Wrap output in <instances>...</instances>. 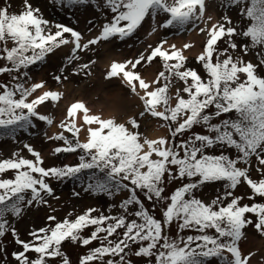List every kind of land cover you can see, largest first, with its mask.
Masks as SVG:
<instances>
[{"label": "rangeland", "instance_id": "1", "mask_svg": "<svg viewBox=\"0 0 264 264\" xmlns=\"http://www.w3.org/2000/svg\"><path fill=\"white\" fill-rule=\"evenodd\" d=\"M210 1L218 15V32L211 37L201 29L203 55L190 56L188 44L190 57L184 58L175 49L165 51L164 44L169 29L196 24L200 9L190 8V0H93L90 8L97 7L95 18L88 12H84L87 16L79 14L86 7L77 8L75 0H0V32L8 23L19 32L14 40L0 37V125L10 124L19 110L21 118L32 115L14 138L0 137V204L9 198L8 191L9 195L10 191L19 194L17 206L0 213V264H190L201 253H209V257L199 264H232L238 262L234 257L245 245L264 242V114L256 124L262 134L258 147L230 144L223 118H218L182 131L181 137L176 135V149H170L172 128H189L210 102L212 90H219H211L212 83L229 80L215 95L225 105L257 97L264 101V28L255 26L249 0ZM154 9L165 16L159 22L154 20L156 13L150 17ZM163 28L166 30L156 43L131 62L128 59L121 72L124 92L135 99L132 110L120 113L83 141V145L91 143L86 149L94 147L92 153H99L102 142L99 148L92 145V139L104 138L108 125L114 129L110 133L116 142L121 136L122 142L132 137L130 151L119 149L115 154L116 165L109 145V152L82 166L73 152L75 142H68L74 127L83 136L84 127L78 128L75 122L44 137L52 123L41 119L39 101L32 99L40 87L52 90L70 84L71 93L84 89L104 54L126 41L139 45L148 30L153 33ZM109 40L115 45L103 49ZM32 42L34 47L49 46L45 49L51 52L41 50L48 54L39 70L30 71L21 85V71L28 68L25 63L35 52ZM55 42L57 47L50 46ZM27 45L29 49L19 61L10 57L14 47ZM64 45L69 46L67 54L52 58ZM208 63L215 75L213 82ZM20 65V72L7 70ZM173 69L177 72L174 77ZM106 75L112 81L109 89H114L118 79L111 72ZM151 75L156 92L163 87L164 77L172 85L158 107L154 95L148 93L146 81ZM39 76L41 83L37 82ZM96 88L97 84L93 91ZM20 93L28 94L23 99ZM166 104L167 110L163 108ZM114 125L124 130L117 134ZM157 131L164 132L163 140L150 138ZM217 132L222 139H215ZM232 135L236 140L240 137V133ZM250 143L255 144V139ZM93 161L104 166V176L123 180L126 189L112 196L96 193L95 183L85 172ZM130 193L136 201L127 204ZM85 219L94 221L90 228L94 232L83 230L73 244L56 251L55 244L65 230ZM119 222L123 226L115 238L106 229ZM225 223L232 229L229 241L209 240L222 233ZM130 228L140 231L134 233L140 236L133 241L126 238L134 232ZM257 250L262 252L264 247ZM257 250L252 254L261 262ZM45 257L48 261L43 263Z\"/></svg>", "mask_w": 264, "mask_h": 264}, {"label": "bare ground", "instance_id": "2", "mask_svg": "<svg viewBox=\"0 0 264 264\" xmlns=\"http://www.w3.org/2000/svg\"><path fill=\"white\" fill-rule=\"evenodd\" d=\"M77 8L86 7L81 9L79 14L86 15L84 12H88L93 18L96 16L97 7H91L93 0H75ZM198 7L200 11L195 16V23L192 26L185 25L177 30L175 28L169 29V34L166 38L164 49L169 51L175 49L184 58H188L193 55L194 58L202 56L201 43L202 38L199 35L201 29H206L211 37H215L218 32V15L212 9V3L210 0H190V8ZM158 9L152 11V15L156 13L155 21L163 19L165 16L163 12H157ZM80 19H82L80 17ZM159 19V20H158ZM166 29L156 30L153 33L147 31L143 34V43L133 46L131 42L126 41L122 44H118V48L111 50L109 53L104 54L102 58L97 62V70H93L91 73L89 82L82 87L75 89L73 93L72 86L70 84L57 86L50 90L49 86L42 87L36 95L33 96L34 102L39 101V115L44 122L52 123L47 133L44 135L47 139L54 136L58 132V128L64 124L75 121L79 126H84V133L82 141L88 140L92 135L98 134L104 126L111 120H115L120 116V113H129L135 103V99L124 92L121 86V72L126 65L125 62H130L143 50L150 47L160 37V35ZM91 40V39H89ZM191 44L190 50L187 56V46ZM115 45V42L109 40L103 49L109 50ZM131 48V49H130ZM69 46L64 45L62 48L53 53L52 58H62L68 52ZM133 49V50H132ZM106 71L112 73V75L118 79V83H115L114 89H109L110 81L106 75ZM120 76V77H119ZM154 75H151L147 79L146 83L149 86L148 93L151 95L155 90L156 84L153 83ZM43 80L39 76L37 82L41 83ZM115 81V80H113ZM36 83V82H35ZM140 82L137 83L139 85ZM97 84V88L93 91V87ZM93 85V87H92ZM114 85V84H113ZM153 141H160L165 138L163 131H157L150 135ZM264 242L259 241L257 244L249 243L248 247L245 245L243 249L238 250L237 255L234 257L238 262L232 264H264V251L258 252L257 249H261ZM233 250V248H232ZM257 250L261 262L255 260L252 253ZM251 255L253 256L251 258ZM234 254H232V257ZM213 263V262H211Z\"/></svg>", "mask_w": 264, "mask_h": 264}, {"label": "trees", "instance_id": "3", "mask_svg": "<svg viewBox=\"0 0 264 264\" xmlns=\"http://www.w3.org/2000/svg\"><path fill=\"white\" fill-rule=\"evenodd\" d=\"M234 1H238V0H234ZM249 6H250V10L252 12V15L255 18V26H259L261 28H264V0H249ZM263 17H262V16ZM1 26L3 27V24H1ZM0 37L4 38V39H10V40H14V38H17L18 36L15 34L14 30L8 26L7 24V28H3V32H0ZM33 43V42H32ZM31 43V45H32ZM29 45L27 46H17L14 47L12 50V55L10 54V57H13L16 61H19L23 55V53L25 52V50H28ZM43 50V49H41ZM39 49H34V53L31 57V59L26 62V66L28 68V70L24 69L22 70V66H13L11 68H7V70H9L10 72H20L23 74V78H22V84H25L28 80L29 77V72L30 71H37L38 68L40 67L41 61L43 60V56L47 53L46 51H49V49H45L46 51H41ZM28 52V51H27ZM26 52V53H27ZM207 70H208V74H209V79L212 80L215 77L214 73L210 70V63H208L207 65ZM173 75V77L177 74V72ZM163 77V76H162ZM227 86V81L223 80L221 83H212L211 86V90L212 87H216L219 90H212L213 93L211 94V100L210 102L204 107V109H202L200 111L199 116L195 119L194 122L190 123V127L184 130H180V131H174V129L172 128L173 134L171 135V146L170 149L174 150L176 149V135H178L179 137H181L185 132L191 130L192 128H194L195 126H198L199 123L202 122H208L209 120L212 119H218V118H223L222 120V125L224 126L225 129H227L226 131V140L228 142H230V144H233L236 147H240L242 146V144H244V146H248V147H258L259 146V138L262 136V134L259 133L258 129L256 130V124L258 122V120L263 116L264 114V101L261 98H253V99H248V100H244L243 102L241 100H239L238 102H230L229 104L227 103L226 105L224 104V99L222 97H216L215 95L217 93H220V91H222L224 89V87ZM172 87V85H169V83L167 82V77H164V85L162 87V89L160 90V92L156 95V99L157 102L159 101H163V98H167L166 94H168V91H170V88ZM19 93L18 90L16 91L15 95ZM23 97V99H25V97H27V94L25 93H20ZM14 95V96H15ZM10 95L11 97H14ZM227 101V100H226ZM214 104V105H213ZM211 106V107H210ZM163 108H165L166 110L168 109V105L166 104V106H163ZM21 111V110H19ZM19 111H17L16 113V117L15 119L10 123V124H2L0 125V137H10V138H14L15 135L17 134L18 130L20 128H25L26 124H28L30 122V118L32 117L31 114H29L30 116L25 117V118H21V116L19 115ZM189 126V125H188ZM254 126V127H252ZM187 127V126H186ZM111 130L108 131V133ZM185 131V132H182ZM234 133H240V137L239 139H234L233 135ZM222 135L220 132H217V135H215V139H222ZM70 139L72 140H76L75 137H71ZM255 139V144H251L250 141ZM236 140V142L234 141ZM130 143H128V141H124L122 142V140H120L119 138H117V142L115 140H113L110 137V140L108 141V145L106 146L105 153L109 152L108 149L110 148L109 145L112 146V158L111 160L113 161L114 165H116V162H114V158L116 157V153L119 152V149H123L124 151H130L128 149ZM96 146L99 147L100 144L96 143ZM109 147V148H108ZM121 147V148H120ZM94 147L90 148V149H86L84 147H82L81 145H77L76 149L78 152H83V154L81 155V160L84 164L87 163V159L89 158H95L94 156H99V155H94L92 153V149ZM108 148V149H107ZM104 151L100 154L102 155L104 153ZM129 153V152H128ZM91 160V159H90ZM118 167V166H117ZM163 167V166H162ZM158 170V169H157ZM85 172L89 175V178L92 182L95 183L96 187H93L94 183L92 184L90 182L89 186L93 187V189L95 190L96 193H108L110 196H112L114 193H119L123 190L126 189L125 184L123 183V180L116 178V181L113 180V178L111 176H107V175H103V173L105 172V168L102 164L98 163V162H94L91 166L87 165L85 167ZM77 174H75V176H77ZM133 190H136V188H134L132 186ZM18 194H11L9 199L5 200L4 202H2L0 204V213L4 212L7 209L10 208H14L15 206H17L18 204ZM135 198L133 197V193H130V197L126 200L127 204H131L133 202H135ZM1 218V216H0ZM214 223V222H213ZM212 222H207V224H213ZM94 221H89L88 223L82 224L81 226H79V228H76L74 230H71V234L69 235V237L67 239H64L62 241H59L57 244H55V248L56 250L65 247L66 245H71L74 243V241L76 240V238L81 237V234H78L79 232L82 233L83 230H88L92 227V225H94ZM102 224V223H100ZM226 225L228 223H225ZM123 223L119 222L116 223L115 226H112L109 224V226L107 227L106 230H108V233L110 231L109 234H111V236H115V238L118 236L119 233V229L122 228ZM207 226V225H206ZM132 228V227H131ZM129 229V231H134V232H130L132 234L129 233L127 237H129V241H133L135 239V237H139L136 236V234L134 233H140V231L138 229ZM0 230H2V225H1V221H0ZM93 230V229H92ZM215 231V229H213ZM94 232V230H93ZM216 232V231H215ZM107 233V234H108ZM108 234V235H109ZM221 234V235H219ZM230 236L232 237V229L228 227V225L224 228H222V233H216V236H213L212 238H206L204 236H201L202 239H209V240H216L217 241H222L223 243H226L227 241H229ZM94 237V236H93ZM115 238L113 240H115ZM75 239V240H74ZM110 239V237L108 238V240ZM93 240H97L96 238H93ZM128 241V239H127ZM64 256V254H63ZM197 259V261L193 264H199L201 262H204L208 257H209V253H201L199 255ZM196 259H191L190 264L196 260ZM48 261V258H47ZM46 259L43 260V263L47 262ZM47 264V263H46Z\"/></svg>", "mask_w": 264, "mask_h": 264}]
</instances>
